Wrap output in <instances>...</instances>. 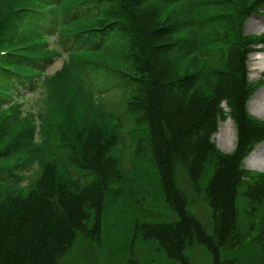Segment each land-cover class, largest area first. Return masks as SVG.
Listing matches in <instances>:
<instances>
[{"label": "trees", "instance_id": "16d2710c", "mask_svg": "<svg viewBox=\"0 0 264 264\" xmlns=\"http://www.w3.org/2000/svg\"><path fill=\"white\" fill-rule=\"evenodd\" d=\"M106 1L75 2L69 16L73 22L95 13L112 19L101 21V28L97 24L70 31L58 44L70 49L78 40L75 46L81 48L118 49L131 57L122 60L135 73L128 81L107 77L102 83L100 78L85 82L91 100L101 102L113 94L119 98L114 109L90 101L83 113L87 123L97 115L109 125L107 131L78 136L79 143L69 146L63 128L52 130L50 150L60 161L65 158L61 180L27 177L28 164L17 163L25 146L16 145L15 121L7 118L14 112L4 108L14 96L32 89L19 67L41 68L42 60L0 48V57H5L0 59V264H62L73 241L87 234V225L98 233L104 200L117 192V183L135 158L157 177L167 208L174 213L167 221L141 226L140 237L179 264H192L186 251L197 245L212 252V264H231L219 251L230 243L238 186L247 174L242 162L264 138V122L247 112L246 103L263 82L246 79L247 57L254 50L250 44L257 39L242 35L246 16L242 6H235L240 0H121L118 18L119 11L106 12L100 6ZM226 3L230 11H212ZM248 3L254 4L253 10L258 1ZM195 7L202 13L197 18L180 13L182 8L192 13ZM15 20L7 21L4 30L13 29ZM36 23L37 29L48 26L49 37L62 34L56 12L36 16ZM227 118L236 126V145L231 153L221 154L212 137ZM85 129L80 125L79 133ZM62 146L71 148L68 156L59 150ZM211 153L219 157V165L205 182L202 171ZM251 176L262 182L247 187L248 195L264 197V173ZM195 198L209 207L208 219L192 209Z\"/></svg>", "mask_w": 264, "mask_h": 264}, {"label": "rangeland", "instance_id": "374dc122", "mask_svg": "<svg viewBox=\"0 0 264 264\" xmlns=\"http://www.w3.org/2000/svg\"><path fill=\"white\" fill-rule=\"evenodd\" d=\"M77 1L79 0H60L56 4H51L48 0H0V48L26 52L33 57L31 59L42 60L40 63L44 65L41 68L19 67L26 73L32 89L14 96L12 104L4 107L12 108L11 111L14 112V115L7 117L15 121L12 132L16 134L13 137L16 138L17 146L21 143L25 146L24 155L18 158L17 163L28 164L24 171L30 180L53 182L65 177L61 164L65 158L60 157V161L50 150L53 146L50 141L53 138L50 135L54 128H63L64 133L69 134L70 141L67 140L69 146L79 143L81 138L78 136L92 135L97 129L100 131H107L106 127L109 129L107 123L102 124L97 120V115H91L88 123L83 115L90 108V101L99 103L107 109H114L119 97L113 94L114 96L101 97V102L98 98L91 100L87 93L89 87L85 82L87 80L93 82L100 78L102 83L107 77L111 80L128 81L135 73L134 69H130V65L122 60L123 58L129 61L132 60L131 57L118 49L112 48L113 52L91 50V47L85 46H82V49L75 46L79 43L78 40L74 41V47L70 49H63L58 44L59 39L70 31L97 24L101 28V21L112 19L107 17V14L95 13L86 19H77L73 22L74 17H69L70 9ZM248 1L251 0H240L235 6H242L246 16L242 35L257 39L250 44L254 50L247 57L245 69L247 81L255 84L264 82V0H256L258 4H255L257 7L253 10L251 9L254 4ZM121 4V0H108L100 6L106 12L119 11L115 16L118 18L123 8V4L120 8ZM230 6V3L220 4L219 8L212 11L228 12ZM209 9L211 8L205 11ZM54 12L58 14L57 28L62 34L49 37L48 26L37 29L36 16L52 17ZM180 13H184L183 17L186 19L202 15L196 7L192 13L186 8H182ZM12 18H16L15 27L5 31L4 24ZM64 19H68V23L66 20L62 22ZM206 68L211 66L206 63ZM198 69L197 67L195 72ZM206 71V75L209 74V71ZM208 78L207 80L211 81L210 75ZM129 85L131 84H124ZM91 91L95 92V89L92 88ZM261 92H264L263 83L252 92L246 105L251 117L264 122L263 111L259 112L262 110L261 103L264 102ZM80 125L86 128L84 134L79 133ZM27 131L31 138L28 134L24 137L19 135ZM236 136V126L227 118L219 124L218 131L212 137L215 149L221 154L231 153L236 145ZM68 149L62 146L59 150L68 156L71 148ZM262 150L264 138L254 143L252 150L242 162V169L247 174L241 178L242 182L238 186L230 243L219 251V256L231 264H264V197L256 199L247 193L249 190L247 187L262 182L251 176L252 172L264 173ZM29 157L36 160L31 161ZM218 158L215 153L209 156L202 171L205 182L218 167ZM136 160L137 158L131 159V163L127 165L125 176L116 185L117 192L104 200L98 233L91 229V224L87 225V234L79 235L73 241L62 264H179L177 258H170L158 250L157 244L140 237L141 226L159 223L160 220L167 221L174 213L167 208L157 177L149 173L141 161ZM182 181L187 180L182 177ZM192 209L203 220L208 219L210 215L209 207L197 198L192 204ZM186 254L192 264H212L213 261L212 252L204 245L189 248Z\"/></svg>", "mask_w": 264, "mask_h": 264}, {"label": "bare ground", "instance_id": "6f19581e", "mask_svg": "<svg viewBox=\"0 0 264 264\" xmlns=\"http://www.w3.org/2000/svg\"><path fill=\"white\" fill-rule=\"evenodd\" d=\"M262 94H261V97H263V99H264V92H261ZM262 99V100H263ZM264 101V100H263ZM261 106H262V110H260L259 112H261V111H263L262 112V114H264V102L263 103H261ZM261 149H262V147H261ZM262 152H263V154H264V150H262Z\"/></svg>", "mask_w": 264, "mask_h": 264}]
</instances>
